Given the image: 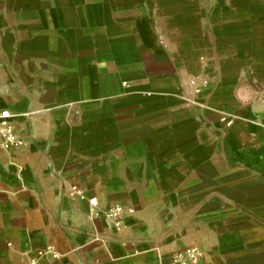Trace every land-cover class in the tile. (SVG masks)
I'll return each mask as SVG.
<instances>
[{"label": "crops", "instance_id": "0c3cea01", "mask_svg": "<svg viewBox=\"0 0 264 264\" xmlns=\"http://www.w3.org/2000/svg\"><path fill=\"white\" fill-rule=\"evenodd\" d=\"M259 95L264 0H0V264H264Z\"/></svg>", "mask_w": 264, "mask_h": 264}, {"label": "built area", "instance_id": "2783aa9c", "mask_svg": "<svg viewBox=\"0 0 264 264\" xmlns=\"http://www.w3.org/2000/svg\"><path fill=\"white\" fill-rule=\"evenodd\" d=\"M195 91L199 92V88H196ZM256 102L260 106L264 107V97L262 95L256 97ZM183 106L189 107L190 102L184 104ZM19 114L30 116L29 111L20 112ZM16 115L17 112L13 113L8 109L0 108V148L6 151L14 150L25 142L24 138L15 128L13 118L16 117ZM68 195L70 198L72 197L82 201H88L91 206L90 211L94 214L96 213L94 208L97 205V201L95 197L87 195L84 188L72 183L68 189ZM133 212V207L125 206L120 203H114L106 209L104 217L110 220V223L116 230H119L123 226L124 216L132 214ZM94 239L98 240L99 237L95 236ZM202 254L203 250L199 245H189L173 253L170 258V264H199ZM37 255L39 257L48 255L52 259L60 256L52 245H47L38 249Z\"/></svg>", "mask_w": 264, "mask_h": 264}]
</instances>
